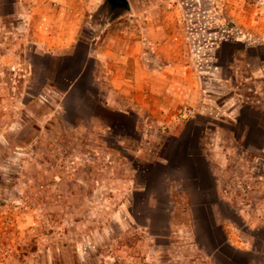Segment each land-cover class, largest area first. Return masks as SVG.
Wrapping results in <instances>:
<instances>
[{
    "label": "rangeland",
    "instance_id": "374dc122",
    "mask_svg": "<svg viewBox=\"0 0 264 264\" xmlns=\"http://www.w3.org/2000/svg\"><path fill=\"white\" fill-rule=\"evenodd\" d=\"M71 1L0 0V264H264V0H126L109 11L104 0ZM39 2L82 20L81 42L61 63L37 44ZM188 6L208 11L189 15ZM145 37L151 45L137 51L146 61L190 67L209 101L171 129L137 130V115L112 112L93 93L117 60L99 63L93 51L124 56ZM86 54L89 84L82 78L71 102L89 88L95 111L53 113L57 72L77 71ZM93 113L102 121L89 122ZM186 121L182 139L197 141L189 151L210 146L212 189L168 181L162 191L156 175L147 193L143 169L166 145L176 159L184 140L173 136Z\"/></svg>",
    "mask_w": 264,
    "mask_h": 264
},
{
    "label": "crops",
    "instance_id": "0c3cea01",
    "mask_svg": "<svg viewBox=\"0 0 264 264\" xmlns=\"http://www.w3.org/2000/svg\"><path fill=\"white\" fill-rule=\"evenodd\" d=\"M51 1L65 3L64 5L68 6L69 9L72 5L71 0ZM206 1L207 8H210L214 0ZM43 3L45 2H39V6L36 8L37 13L40 15L38 17V25L36 26L39 40L37 44L46 49L47 52L45 51L44 53H49V58L53 59V61H57L56 63H61V61H65V58L74 56L70 55V52L75 49L77 43L81 42L79 32L82 20L81 18L71 16L68 11L63 8H59L60 13H57V10L55 9V13L49 15V13L46 12V9L40 8ZM190 3H193V1ZM188 8L189 10H187V12L189 15L197 14L199 11L201 14L202 12L208 11L207 8L204 7H197V9H200L199 11L196 10V7L191 8L188 6ZM194 10L197 12L195 13ZM143 25L144 31H148V26L151 27L149 22L146 25L145 23ZM151 43L152 42L147 37L139 42L136 40V42H134L135 46L124 56H120V54L112 48L105 50L103 54H100L101 50L97 51V49H95L92 57L96 58L99 63H106L113 61L114 59L117 60L114 61L112 70L105 73V76L102 77V84L104 86L102 88L97 87L93 89V93L96 95L98 103H100H97L98 105L122 115H126L128 111L137 115V119L134 122V127L137 130L144 122H149V125H163L164 129H171L172 127H176L182 119L187 118L188 121H190L195 115H199L205 104H209V101L203 99L204 92L199 88L197 79L190 67L179 65L177 59H171L172 61H162V59L156 60V56H154L153 62L146 61L148 58L141 55L137 49L139 44L150 46ZM95 54L97 56H94ZM89 57L91 56L86 54L84 60H82V63L79 65V76H81L79 81L75 82L74 85L72 84L71 86L63 88L67 83L64 77L71 75V73H65L64 70L57 72L62 75H59V81H57L53 87H55L54 91L61 97L62 103L53 111V113L57 112L63 116L70 114L69 116H71L72 111L73 113H76L85 107L95 111L92 106H89V104L85 102L87 98L86 95L90 92L89 88H83L80 97H78V101L71 102V100H73L72 98L76 95V92L81 90L79 86L77 87V84L79 82L81 83L82 78L86 81L88 80L86 77H83L82 68L84 62H86V59ZM51 67L52 66L49 64L48 69ZM94 80L95 79L92 81ZM87 84H89V80L87 81ZM209 94L210 93H207V96H209ZM81 114L83 113L79 112L78 115ZM83 117L84 116L81 115L78 118V120L80 119V125L83 124L81 123V121L84 120ZM86 117L89 122L102 121V118L94 115V113ZM69 124L79 125L76 122L71 123V121ZM194 126H196L195 121L192 125H188V127L192 128ZM186 128L187 121L179 134L173 136L175 142H179L180 145H182L181 143L184 140V150L178 151L176 159L170 158L169 147L171 146L166 145L164 152H160V154L154 158V163H150L147 168L143 169L144 171H142V173L144 174L142 175V178L145 182L140 185H142V187L144 186L143 188L147 190V193L149 191L151 192V186L156 183L154 180L156 175H158V181L156 183L157 189L160 188L162 191H169V183L172 182L183 186L185 191L201 189L200 192L204 193L205 191L212 189L208 181H212L213 176H216V170L213 164L214 158L208 152L211 150L210 146L207 148V151V149H200V144L198 143L197 148L200 149V152L198 154L190 152L189 148L193 147L197 141L195 140L193 132L191 136L189 134L186 135L188 138L190 136L189 139H186L187 141L182 139V132H184ZM140 141L147 142L150 140L148 135L143 134L140 136ZM224 160L226 162L228 161L226 156ZM220 180L221 179L217 178L216 182L218 183ZM168 181L169 183L164 187V184ZM217 186L218 185H216V187ZM149 197L156 202L158 200L154 195ZM198 204L202 208L206 207L208 213L210 211L209 207L212 208L213 205V203L208 202L205 197L200 199ZM192 206L195 205L191 202L189 207Z\"/></svg>",
    "mask_w": 264,
    "mask_h": 264
},
{
    "label": "trees",
    "instance_id": "16d2710c",
    "mask_svg": "<svg viewBox=\"0 0 264 264\" xmlns=\"http://www.w3.org/2000/svg\"><path fill=\"white\" fill-rule=\"evenodd\" d=\"M104 4H108L109 6H112V7H114L118 4H122L125 7H127V1L126 0H104ZM79 71L80 70L78 69L77 71H75L73 73V75L71 74V75L64 77V79H65V81H67V83L65 84V86L63 88L71 86L72 84L74 85L75 82L79 81L80 76H81V75L79 76V74H80Z\"/></svg>",
    "mask_w": 264,
    "mask_h": 264
},
{
    "label": "water",
    "instance_id": "95a60500",
    "mask_svg": "<svg viewBox=\"0 0 264 264\" xmlns=\"http://www.w3.org/2000/svg\"><path fill=\"white\" fill-rule=\"evenodd\" d=\"M107 6H109V5L106 4V7H105V8H107V10L109 11V8H108ZM117 7H120V8H123V9H127V7H125V6L122 5V4H118V5L114 6V7L110 6V9H111V10H112V9H116Z\"/></svg>",
    "mask_w": 264,
    "mask_h": 264
}]
</instances>
